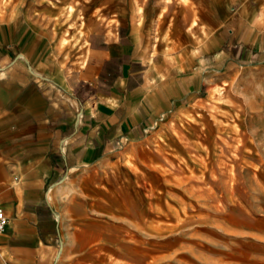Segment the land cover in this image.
<instances>
[{"label":"crops","instance_id":"1","mask_svg":"<svg viewBox=\"0 0 264 264\" xmlns=\"http://www.w3.org/2000/svg\"><path fill=\"white\" fill-rule=\"evenodd\" d=\"M263 64L264 0H0V264H108L133 146Z\"/></svg>","mask_w":264,"mask_h":264},{"label":"rangeland","instance_id":"2","mask_svg":"<svg viewBox=\"0 0 264 264\" xmlns=\"http://www.w3.org/2000/svg\"><path fill=\"white\" fill-rule=\"evenodd\" d=\"M166 128L128 153L108 264H264V64L227 70Z\"/></svg>","mask_w":264,"mask_h":264},{"label":"built area","instance_id":"3","mask_svg":"<svg viewBox=\"0 0 264 264\" xmlns=\"http://www.w3.org/2000/svg\"><path fill=\"white\" fill-rule=\"evenodd\" d=\"M6 218L3 214V211L0 209V234L3 232V230L6 227Z\"/></svg>","mask_w":264,"mask_h":264}]
</instances>
